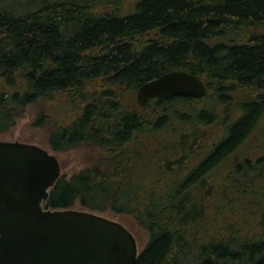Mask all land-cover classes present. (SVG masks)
Instances as JSON below:
<instances>
[{"label": "trees", "instance_id": "obj_1", "mask_svg": "<svg viewBox=\"0 0 264 264\" xmlns=\"http://www.w3.org/2000/svg\"><path fill=\"white\" fill-rule=\"evenodd\" d=\"M174 69L205 96L140 106ZM30 106L90 158L46 208L131 216L135 264H264V0H0V133Z\"/></svg>", "mask_w": 264, "mask_h": 264}, {"label": "water", "instance_id": "obj_2", "mask_svg": "<svg viewBox=\"0 0 264 264\" xmlns=\"http://www.w3.org/2000/svg\"><path fill=\"white\" fill-rule=\"evenodd\" d=\"M206 93L201 77L174 69L143 83L136 98L144 107L153 98ZM60 176V160L49 149L0 140V264H135L138 242L122 222L44 206Z\"/></svg>", "mask_w": 264, "mask_h": 264}, {"label": "rangeland", "instance_id": "obj_3", "mask_svg": "<svg viewBox=\"0 0 264 264\" xmlns=\"http://www.w3.org/2000/svg\"><path fill=\"white\" fill-rule=\"evenodd\" d=\"M37 111L38 108L36 106L28 107L23 116L17 120L16 124L9 131L0 133V140L29 142L49 149L51 152L55 153L60 160L61 174L67 175L68 177L84 168L85 165L90 161L89 155L86 153L85 148H75L62 152L53 150L48 143L49 128L44 126H35L33 124L37 115ZM216 131L219 133L220 127ZM262 145H264V142ZM78 207L81 208V205ZM101 214L112 219H116L127 226L137 239L139 251H142L148 242L149 235L144 228L137 225V223L131 219V216L125 217L117 215L115 212L111 211H106Z\"/></svg>", "mask_w": 264, "mask_h": 264}]
</instances>
